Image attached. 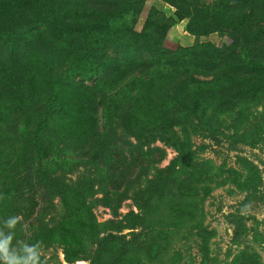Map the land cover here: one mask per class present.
Masks as SVG:
<instances>
[{"label":"trees","instance_id":"obj_1","mask_svg":"<svg viewBox=\"0 0 264 264\" xmlns=\"http://www.w3.org/2000/svg\"><path fill=\"white\" fill-rule=\"evenodd\" d=\"M160 1L188 22L191 35L199 39L218 34L228 43L166 50L159 40L169 29L164 15L154 11L148 15L155 36L134 29L131 17L142 12L140 0H0V125L9 126L5 133L21 138L13 150L8 145L9 149H0L11 168L19 170L17 179L0 183V230L7 223L4 218L18 213L21 223L30 224L35 232L38 228L31 222L43 210L54 215L49 221L54 225L63 209L58 213L54 198L48 197L52 194L62 203L69 196L79 203L78 195L87 184L99 185L105 191L104 205L116 212L131 189L130 199L141 214L128 213L124 220L132 225L147 212L150 216L159 212L161 225L115 243L132 247L135 264H164L168 229L190 216L195 195L180 193V202L164 212L171 203L175 170L156 166L165 157L152 148L154 136L175 142L180 165L191 162L183 136L197 118L195 113L201 108L240 107L249 94L256 95L252 82L264 85V0ZM128 41L152 50L146 60L123 69L117 49ZM75 44L76 53L69 54L61 68L39 52L40 47L53 46L69 53ZM87 82L93 85L86 86ZM67 83L79 90L75 97L66 93ZM111 105L117 111L113 119L105 115ZM109 135L114 137L112 146ZM123 138H134L136 145L127 144L137 151L126 156L119 152L117 144ZM65 167L94 168L97 184L63 176L59 171ZM150 168H155L152 175ZM89 217L93 219L92 212ZM26 242L0 264H46L34 244ZM107 254L98 264H118L114 254Z\"/></svg>","mask_w":264,"mask_h":264},{"label":"rangeland","instance_id":"obj_2","mask_svg":"<svg viewBox=\"0 0 264 264\" xmlns=\"http://www.w3.org/2000/svg\"><path fill=\"white\" fill-rule=\"evenodd\" d=\"M140 1L142 12L131 17L134 29L138 33L155 36V29L147 24L148 15L151 11L164 15L169 29L165 34H160L159 40H162V47L166 50L193 48L199 43H210L217 47L228 43L226 37L218 34L199 39L191 35L187 30L188 22L179 19L176 9L169 4L160 0ZM128 44L117 49L123 69L133 66L141 58L146 60L147 52L152 50L150 47L134 46L129 41ZM77 49V44L69 53L57 47L44 46L39 48V52L61 68L68 55L76 53ZM108 70L112 72L114 67ZM115 72H119V69ZM89 79L87 74L85 80ZM252 83L257 85L256 95L249 94L244 105L215 111L201 108L195 113L197 118L186 126L183 136L193 161L180 165L175 142L167 140L164 143L162 138L154 136L156 143L152 148L161 150L162 158L165 157L156 166L175 170L169 189L172 192L169 198L171 203L165 205L164 212L167 213L180 202V193L195 195L190 216L184 222L177 227L160 229H168L171 235L170 244H165L162 251L164 264H264V85H261V81ZM91 85L93 83H86V86ZM64 89L70 96L75 97L79 93L68 83ZM20 113V110L15 112L17 118ZM116 113L115 105H111L105 115L113 119ZM7 127L6 124L0 125V134L6 137L3 140L0 137V149L4 148L3 151L9 149L8 146L13 150L21 142L15 133L4 132ZM121 137L119 134L118 138ZM109 138V145L112 146L114 137L109 135ZM148 140L151 138L148 137ZM122 142H126L125 145H120ZM122 142L117 144V150L124 156L125 153L129 155L131 151H137L127 144L136 145L134 138H123ZM145 150L149 151L148 148ZM156 158L158 160L159 155ZM134 169L133 177L136 178ZM18 171L11 168L9 161L0 154V183H7L14 176L17 179ZM154 171L155 168L149 169L151 175ZM59 173L68 178L82 177L83 181H96L98 176L91 167H65ZM129 174L127 172L126 176ZM104 192L102 186L87 184L78 195L79 203L73 196L67 197L64 203L53 194L52 197L48 196L50 201L54 198L58 213L62 209L63 212L53 225L49 221L54 215L43 210V214L31 222L38 228L35 232L30 224L21 223L18 213L4 218L7 223L0 230V246L7 244V258L0 250V263L8 260L11 250H17L28 240L34 244L46 264H98L104 256H109L108 252L115 255L113 261L118 264H135L132 247L115 242H127L133 235L150 231L151 227L157 225L161 213L155 212L150 216L147 212V215H141L143 220L134 221L131 225L124 217L131 212L141 214L130 199L133 196L131 189L124 194L126 200L116 212L104 205ZM44 198L42 203L46 205ZM91 212L94 220L89 217ZM15 219L20 225H16ZM158 224L161 225L160 222ZM123 254L127 256L121 257ZM147 254L150 253L145 251Z\"/></svg>","mask_w":264,"mask_h":264},{"label":"clouds","instance_id":"obj_3","mask_svg":"<svg viewBox=\"0 0 264 264\" xmlns=\"http://www.w3.org/2000/svg\"><path fill=\"white\" fill-rule=\"evenodd\" d=\"M0 250L4 251L5 253V258H7V244L0 246Z\"/></svg>","mask_w":264,"mask_h":264}]
</instances>
